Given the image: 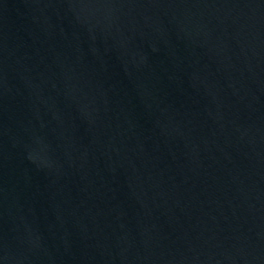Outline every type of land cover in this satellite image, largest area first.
Wrapping results in <instances>:
<instances>
[{
  "label": "water",
  "instance_id": "95a60500",
  "mask_svg": "<svg viewBox=\"0 0 264 264\" xmlns=\"http://www.w3.org/2000/svg\"><path fill=\"white\" fill-rule=\"evenodd\" d=\"M0 264H264V0H0Z\"/></svg>",
  "mask_w": 264,
  "mask_h": 264
}]
</instances>
